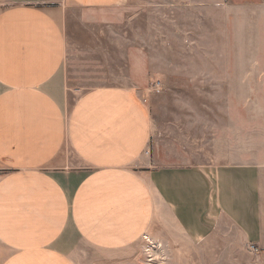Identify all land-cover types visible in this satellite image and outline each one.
I'll list each match as a JSON object with an SVG mask.
<instances>
[{"label":"crops","instance_id":"1","mask_svg":"<svg viewBox=\"0 0 264 264\" xmlns=\"http://www.w3.org/2000/svg\"><path fill=\"white\" fill-rule=\"evenodd\" d=\"M122 1L0 0V264H134L143 238L228 232L264 255V0L226 1L221 43L179 77L196 100L221 101L195 123L206 160L193 164L148 163V92L103 86L68 102V8Z\"/></svg>","mask_w":264,"mask_h":264},{"label":"rangeland","instance_id":"2","mask_svg":"<svg viewBox=\"0 0 264 264\" xmlns=\"http://www.w3.org/2000/svg\"><path fill=\"white\" fill-rule=\"evenodd\" d=\"M226 1L123 0L105 10L69 7L64 66L69 104L103 86L148 92L159 124L148 163L152 154L161 164H193L195 154L206 160L205 134L195 123L201 111L221 101L196 100L192 80L179 77H192L193 61L210 60L211 41L216 48L221 43ZM216 48L215 57L221 54ZM155 81L161 91L149 92ZM183 240L167 246L143 238L134 264H264V255L231 232L197 244Z\"/></svg>","mask_w":264,"mask_h":264},{"label":"built area","instance_id":"3","mask_svg":"<svg viewBox=\"0 0 264 264\" xmlns=\"http://www.w3.org/2000/svg\"><path fill=\"white\" fill-rule=\"evenodd\" d=\"M149 92H160L161 91V84L158 81L152 82L151 88L148 89ZM253 249V248H252Z\"/></svg>","mask_w":264,"mask_h":264}]
</instances>
